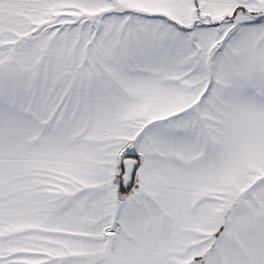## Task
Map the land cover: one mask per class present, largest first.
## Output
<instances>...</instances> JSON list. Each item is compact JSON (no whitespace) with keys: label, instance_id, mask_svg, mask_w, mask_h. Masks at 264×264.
<instances>
[{"label":"snow or ice","instance_id":"1","mask_svg":"<svg viewBox=\"0 0 264 264\" xmlns=\"http://www.w3.org/2000/svg\"><path fill=\"white\" fill-rule=\"evenodd\" d=\"M0 264H264V0H0Z\"/></svg>","mask_w":264,"mask_h":264}]
</instances>
